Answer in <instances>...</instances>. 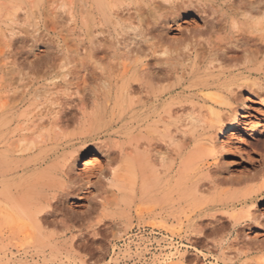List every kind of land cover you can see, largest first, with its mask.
Returning a JSON list of instances; mask_svg holds the SVG:
<instances>
[{"label": "rangeland", "instance_id": "1", "mask_svg": "<svg viewBox=\"0 0 264 264\" xmlns=\"http://www.w3.org/2000/svg\"><path fill=\"white\" fill-rule=\"evenodd\" d=\"M88 1L0 0V84L3 79L12 84V91L7 93L0 87V134L12 151L20 145L31 148L40 143L39 149L23 153L22 158L7 154L9 157L0 162V229L5 239L0 243V264H264V194L234 210L220 205L234 193L264 188V133L251 138L254 131H264V51L256 54L253 48L249 54L225 50L228 60L220 65L210 64L206 49L197 48V69L191 72L187 67L190 61L182 53H189L193 41L199 40L196 34L206 30L204 16L220 15L219 5L225 0H202L208 12L180 11L169 25L166 47L181 53L179 59L186 66L185 70L178 67L167 83L175 84L180 77L184 83L173 97L178 105L193 108L204 119L220 111L224 121L214 134L215 159L207 156L205 137H198L205 154L200 175L209 171V178L218 179L215 187L206 190L192 206H178L171 200L176 192L167 187L152 189L143 196V174L138 173L134 184H129L123 157L117 154L115 145L123 146L129 154L130 144L136 141L143 151V107L133 109L122 103L113 108L111 100L104 121L113 126L107 130L82 129L79 116L70 127L58 130L53 126L61 102L75 98V87L80 95L84 89H92L99 98L97 103L103 102L101 83L91 79L95 64L105 68L109 62L141 65L147 60L143 55L126 59L121 49L118 54L122 56L115 59L111 25L92 13ZM121 1L124 6L131 4L130 8L143 10L142 0ZM234 30L230 24L220 26L211 41L224 50L228 47L224 44L233 41ZM75 67L78 72L70 82L68 73ZM206 81L211 90L202 87ZM229 84L237 96L220 91ZM122 111L126 118L120 121L117 117ZM229 126L235 131L246 128L249 134L244 142L235 140L236 154H227L219 142ZM93 138H97L95 142ZM71 145L74 148H66ZM248 148L252 161L246 156ZM72 149L80 159L97 154L101 164L82 174L76 163L73 175H79L81 182L73 191L67 189L66 182L52 180L58 191L68 194L45 219L30 221L16 205L23 191L26 196L37 191L31 180L33 160L40 154L52 155L53 161V155ZM24 164L29 166L25 174L5 173L14 165ZM241 210L248 211L252 219L234 223L229 216ZM12 232L18 234L15 240L10 239ZM35 232L48 238L44 251L25 247V237Z\"/></svg>", "mask_w": 264, "mask_h": 264}, {"label": "bare ground", "instance_id": "2", "mask_svg": "<svg viewBox=\"0 0 264 264\" xmlns=\"http://www.w3.org/2000/svg\"><path fill=\"white\" fill-rule=\"evenodd\" d=\"M142 1V11L140 8H133V6L130 8L131 4L124 6L121 0L88 1L92 13H97L101 22L111 25L114 34L113 44L115 45L113 57L118 59L123 55L127 59L130 55H143V59L147 60L143 61L141 65H137L135 62H128L129 64H127L115 60V64L109 65V62L105 68L95 64L91 79L95 81L94 83L97 81L101 83L103 102L97 103L99 98L92 89L88 88L90 91L84 89V94L80 95L79 90L75 87L73 93L75 98L70 99L69 97V99L61 102L59 109L54 115L53 126L58 130L70 127L77 116H79L80 119H77H79L82 129L102 128L107 130L113 126L112 122L106 123L104 121L107 115V104L111 100H113V108H119L122 103L132 106L133 109L143 107V151L141 150L142 145L137 143L138 141L135 144H130L132 150L129 154L125 152L123 146L115 145L118 156L123 157L126 173L128 174L127 181L133 185L138 173L143 174V196L152 189L167 187L170 191L176 192L175 197L172 196L171 198L173 202L178 206L190 207L206 190L215 187L218 181V179L209 178V171L205 175H200L202 171L199 170L201 164L205 161V154L198 137H205L204 140L208 142L207 156L215 159L217 157V143L214 141V134L220 125L224 124V121L219 114L220 111L214 113V117L204 119L200 115L197 116L193 108L178 105V99L174 98L172 93H175L184 83L181 81L180 76L175 84L167 83L172 80L178 67L181 66L183 67L182 70H185L186 66L182 64L183 62L181 63L183 59H179L181 53L166 47L168 43L166 32L169 25L179 17L180 11L185 12L189 9H196L198 12L205 14L208 10L205 9V4H203L202 0ZM213 1L215 2V0ZM219 8L222 12L220 15L214 16L213 13H210V16H204L203 19L207 24L206 30L196 34L199 40L193 41L190 45L191 51L189 53H187L188 51L186 54L182 53L190 61L187 67L191 72L197 69L199 58L197 48L204 47L206 49V60L210 64L218 63L220 65L228 60L226 51L231 49L249 54L253 53L251 50L253 48L256 54L264 51V0H225L223 5H219ZM140 11L143 12V19L139 13ZM122 15L126 16V20H121ZM228 24H230L232 30L234 28L236 31L234 30L235 32L232 33L233 41L230 40L225 43L224 45L228 47L223 50L218 44L211 41V38L216 36L220 26L226 27ZM119 49H121V52L123 50L124 54H118L120 53ZM151 62L154 64H150ZM77 72L76 67L69 71L70 82L74 80V75ZM1 84L0 87L3 93L12 91L10 88L12 84L8 83L7 80L3 79ZM197 84H200V82H197ZM210 86L211 84L207 81L202 84L205 89L211 90ZM85 91L88 93L85 94ZM220 91L236 96L238 94L236 89L234 91L231 88L230 84ZM135 97L136 100H134ZM216 101L218 100L216 99ZM128 109L131 110V108ZM88 110L91 112L87 113ZM230 112L232 115V111ZM117 118L122 121L126 118V114H123L122 111ZM226 118V120H230L231 116ZM1 120L0 111V125H2ZM247 132L246 128L235 131L229 126L223 131L219 142L226 149L227 154L234 153L236 150L235 140L238 139L244 142ZM263 133L264 131H254L251 134L253 136L251 138L259 137ZM96 139L93 138L92 140ZM3 142V136L0 134V162H3L9 156L22 158L23 153H28L34 148L36 150L39 149L40 144L35 142L31 148H24L20 145L15 148L17 149L16 151H12ZM66 148L71 149L74 147L71 145ZM249 151V148L246 149V156L249 161H252ZM7 154L10 155L8 156ZM99 155L103 156L104 153H99ZM53 156H55L54 160L51 161L52 155L43 157L40 154L36 155L33 160L32 172L34 175H32L31 180L34 182V186L37 187V191L33 196H26L23 191L24 194L16 205L19 212L34 223L45 219L44 217L48 213L52 214V211L56 210L54 209L55 205L60 204L64 200L62 199L64 195L68 194L64 190V195L58 191L51 184L52 180L58 178L62 182H66L68 184L66 186L67 189L73 191L75 185L81 182L79 175H73V167L76 163L80 165L82 174L90 173L97 165L101 164L97 154L80 159L75 149L68 153L64 152ZM43 166L45 167L42 168ZM28 169L29 166L27 164L22 166L14 165L5 173H9L10 176L11 174L12 176L18 175L19 172L25 174ZM262 194H264L263 187L256 191L234 193L230 198L222 201L220 205L226 209L230 207L234 210L238 206L247 205L249 200ZM242 210L239 212L233 211L229 218L234 223L241 219H252L248 211L244 213ZM17 237L18 234L12 232L10 239L15 240ZM25 238V247L28 245L44 251L48 244V238L40 232ZM4 240L3 231L0 229V243L2 244Z\"/></svg>", "mask_w": 264, "mask_h": 264}]
</instances>
